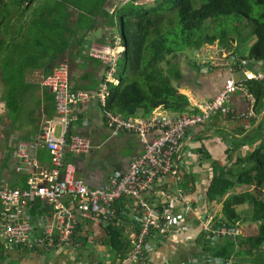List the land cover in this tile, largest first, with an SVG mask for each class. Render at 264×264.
<instances>
[{"label": "crops", "instance_id": "crops-1", "mask_svg": "<svg viewBox=\"0 0 264 264\" xmlns=\"http://www.w3.org/2000/svg\"><path fill=\"white\" fill-rule=\"evenodd\" d=\"M39 1L0 0V185L20 189L28 188L32 182L42 183V173L52 167L50 150L45 144L39 143L43 123L57 116L54 92L43 84L44 78L64 63L68 67L71 92L95 93L99 91L107 70V66L101 60L89 54L93 49H108L109 42L103 39L104 30L97 29L89 34L83 44V52L78 55V62H75L70 55L69 44L65 47L62 41L57 44L56 36L52 32L49 34L47 31H39L37 27H34L33 17L36 11L34 7L39 4ZM160 3L161 0H111L110 10L113 12L118 8L125 9L126 21L133 22L138 15H141L143 9H153ZM61 8L67 12L71 10L64 4ZM166 15L168 13H163L158 19L161 21V29L168 26L166 22H169V19H166ZM175 15L176 10H171L168 17ZM122 26V23L120 26H115L120 28V32L112 34L113 28H111L106 35L120 37L123 52L126 46ZM66 35L69 36L68 31ZM252 42L253 40L248 45ZM195 45L187 42L175 53V55L178 54L177 58H172L175 56L174 53L167 55V59L179 64L182 78L174 80L173 83L178 86L180 93L189 97L191 108L212 100L221 91L227 78L244 80L247 74L262 68L259 61L249 60L243 68L228 61L224 66L204 72L198 67L199 64H192L187 53H189L188 49H193L198 54H203L207 47ZM64 48L65 53L60 54V50ZM184 60L186 62L183 64ZM95 81L94 88L74 89V85L78 82L91 84ZM119 82L110 83L119 84ZM11 84L14 85L12 90L14 97L9 95ZM9 101H15V103L9 105ZM29 101H33V104ZM230 103L238 114L247 113L252 107L251 102L246 98V93L240 90L233 93ZM101 106L103 107L98 100L86 106L78 105L77 118L71 122L69 131L66 133L67 139L74 134H79L89 136L93 142L94 147L90 153H69L66 158L67 161L76 165L77 176L93 188L102 186L112 172L128 170L131 160L143 150V143L133 133L124 131L118 136L111 135ZM253 108L256 113L247 118H229L224 110H221L214 113L206 123L189 128L180 150L179 165L182 177L177 180L172 189L155 191L148 196L152 205L160 206L170 199L179 206L182 213L183 204L174 196L176 191L190 193L195 201L201 195L205 197L215 167L233 164L238 153L244 154L247 149L251 150L259 143L260 140L255 137L264 112H257L256 103ZM155 110L168 115H180L162 107L155 108L153 112ZM153 112L147 115L145 110L140 108L137 115L132 117L145 119L153 115ZM58 126L60 131L56 135L60 137L62 128L61 125ZM155 134L156 132L152 133V135ZM21 142L36 145L33 154L36 166L33 174L24 169H18L21 166V158L16 152ZM205 202L203 199L197 203V211L190 215L186 214L187 217L168 227L165 242L149 253L148 264H188L189 261L201 257V253L204 252L205 233L198 216L199 213L208 211ZM215 205L218 206L219 203L212 202V208L209 209L212 217L215 215L214 212L212 213ZM1 209L0 203V213ZM250 209V203L238 205L236 208L241 218L238 222L241 229L242 224L255 222L249 218ZM49 210V203L35 199L27 206L26 216H21L19 219L36 222L46 217ZM218 213L219 210L216 214ZM123 216L128 218L126 215ZM1 222L0 216V264H113L127 251L126 246L120 252L112 248L108 243L105 224L91 228L87 221L79 225L70 242L59 247L50 250L7 248ZM119 227H124L122 234L128 241L129 227L125 224Z\"/></svg>", "mask_w": 264, "mask_h": 264}, {"label": "built area", "instance_id": "built-area-1", "mask_svg": "<svg viewBox=\"0 0 264 264\" xmlns=\"http://www.w3.org/2000/svg\"><path fill=\"white\" fill-rule=\"evenodd\" d=\"M105 39L109 42L108 49H93L89 52L91 57L101 60L107 66L106 77L98 92H71L68 67L64 63L43 80V84L53 90L56 100L57 116L43 123L39 135V143L45 144L50 150L52 167L42 173V183L32 182L26 189L0 185V216L7 248L50 250L59 247L70 242L79 225L85 221L91 228L102 223L106 226L125 224L130 229L127 251L113 264H148L149 253L165 242L168 227L187 217L186 214L197 211V203L204 199L201 195L195 201L190 193L176 191L174 196L183 204L182 213L179 206L170 199L160 206L152 205L148 199L155 191L172 189L177 180L181 179L180 150L186 131L206 123L214 113L221 110L233 119L247 118L256 113L253 108L256 97L248 90L245 81L264 80V60L259 61L262 68L247 74L244 80L227 78L221 91L212 100L196 106L199 109L196 113L168 115L155 110L153 115L143 119L124 117L104 110L105 122L111 135L118 136L124 131L133 133L143 143V150L131 160L128 170L112 172L102 186L93 188L77 176L76 165L66 159L69 153H90L94 147L93 142L89 136L79 134L67 139L66 133L71 122L77 118L78 105L86 106L94 100H98L103 106L106 105L109 83L119 82L122 40L118 36H106ZM211 50L210 45H207L203 54L206 55ZM221 50V53H217L215 49L216 54H210L209 62H200L199 68L209 72L224 66L228 61L234 65L238 57L231 50ZM248 62V59H240L237 66L243 68ZM238 90L246 93V98L251 102L252 107L247 113H236L230 103L233 93ZM58 125L62 128L60 137L56 135ZM153 132L156 134L152 135ZM35 146L23 142L18 145L16 153L21 158L19 170L24 169L33 174L36 166L33 155ZM35 199L50 204L46 217L36 222L20 220L19 217L26 216L27 206ZM206 207L208 211L199 213L198 219L207 237L210 234L214 235L212 239L226 234L236 237L242 232L240 227L215 229L213 217L209 214L211 203H206ZM234 263V255L223 259L205 253L188 264Z\"/></svg>", "mask_w": 264, "mask_h": 264}, {"label": "trees", "instance_id": "trees-1", "mask_svg": "<svg viewBox=\"0 0 264 264\" xmlns=\"http://www.w3.org/2000/svg\"><path fill=\"white\" fill-rule=\"evenodd\" d=\"M250 1L161 0L160 5L153 9H143L141 15L130 22L125 19V9L110 10L111 0H40L34 7L33 24L39 31L52 32L57 44L61 41L64 47L69 44L70 55L78 62V55L82 54L83 44L90 33L102 29L105 39L109 29L122 23L126 48L119 63L120 82L108 85L106 105L101 106L102 109L124 117L136 116L140 108L148 115L157 107L177 114L196 113L199 112L198 107L191 108L189 97L180 93L178 86L174 85L173 81L182 78V73L179 64L167 59V55H175L187 42L202 47L217 41L221 49L225 47L238 57L235 65L240 59L264 60V0H253L261 7L258 15L252 14ZM63 4L71 8L70 12L62 10ZM163 10L178 12L180 26L177 31L171 32L170 28L173 27L169 23L167 28L161 29V21L158 19L163 15ZM222 15L246 18L248 22L240 28L238 24L229 21L228 25H232L228 29L205 32L206 28L209 31L216 26L215 20L211 21L210 26H205V21ZM168 19L171 22L172 16ZM244 28H249V31L243 32ZM251 38L254 40L248 45ZM231 44H234L232 49ZM242 47H248V55L240 53ZM65 50L59 53L64 54ZM177 57L178 54L172 58ZM245 85L256 97L257 112H264V80L249 79ZM10 86L9 95L14 97V85ZM74 86L75 90L94 88L96 81L91 84L78 82ZM14 103L9 101V105ZM255 139H259V143L253 149H247L244 154L238 153L233 164L215 167L204 200L207 204L214 201L223 203L225 216L214 218L215 229L239 228L241 218L236 208L250 203L249 218L258 223V230L254 235L246 236L242 231L236 237L226 234L216 239H212V234L207 238L204 232L205 244L201 257L205 253L223 259L234 255V264H264V261L252 260L253 256L264 252V116L258 124ZM123 230L124 227L107 226L108 243L117 252L127 245Z\"/></svg>", "mask_w": 264, "mask_h": 264}, {"label": "rangeland", "instance_id": "rangeland-1", "mask_svg": "<svg viewBox=\"0 0 264 264\" xmlns=\"http://www.w3.org/2000/svg\"><path fill=\"white\" fill-rule=\"evenodd\" d=\"M250 2L252 4V14L258 15L261 7L259 5H257L253 0H251ZM198 6H199V3H197L196 7H198ZM162 12L163 13H168V15H169V12L168 11H164L163 10ZM168 15H166V19L168 18ZM212 20H215V24H216L215 28L216 29L215 28H211L208 31V28H206V31L205 32H207V33H213L216 30H221L223 28H227V29L230 28V26L232 25V23L228 25V22L229 21L234 22L235 24H238L240 26V28H242V26L245 25L248 22L246 18L235 17V16H223L222 15V16L216 17L215 19H208V20H206L205 23H204V25L205 26H210V23H211ZM166 23L167 24L169 23V25H171V27H173V28H170L171 32L177 31L178 28H179V26H180L178 12H176V15L174 17H172V21L171 22H166ZM246 29L244 28L243 29V32L247 33V31H249V28H246ZM118 32H120V28L119 27H115L111 31L112 34H115V33H118ZM233 37H235V36H233ZM252 40H254V38H251L249 42H251ZM205 47H207V45H203L202 48H205ZM230 47H231V49L234 48V44H231ZM210 48L212 50L211 51H208L206 53V55L198 54V52L194 51L193 49H188L189 53H187V54H189V56H190V58H191V60L193 62L192 64H194V63L195 64H199L200 62L205 61V60H208V62H209V58L208 57L210 56V54H213V55L216 54V52L214 51L215 49L217 50V53H221L223 51L219 47V42H217V41L215 43H213V44H210ZM222 49H223V47H222ZM240 53L242 55H244V56L248 55V47H242ZM185 62L186 61L184 60L183 64ZM29 103L33 104V101H29ZM28 115H30V114H28ZM23 119H24V116H23ZM59 131H60V127L58 126L57 127V131H56V134H58ZM238 190H239V188H238ZM218 203H219V205L218 206H216V205L213 206V209H212V213L213 212L215 213V215L213 217V220L216 217H220L221 218L222 215L225 216L223 214L224 213L223 212V203H221V202H218ZM218 210H219V213L220 214L219 213L216 214V212ZM242 223L243 222H241V224ZM242 225H241L242 226V229L241 228L240 229H241V231H243V234L246 235V236L247 235L248 236L249 235H254V234H256V232L258 230V223L256 224V222H246V223H244ZM239 227H240V225H239ZM252 260L254 262L264 261V252H260V253L256 254L255 256H253V259Z\"/></svg>", "mask_w": 264, "mask_h": 264}, {"label": "water", "instance_id": "water-1", "mask_svg": "<svg viewBox=\"0 0 264 264\" xmlns=\"http://www.w3.org/2000/svg\"><path fill=\"white\" fill-rule=\"evenodd\" d=\"M122 28H123V26H122Z\"/></svg>", "mask_w": 264, "mask_h": 264}]
</instances>
